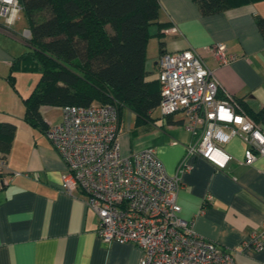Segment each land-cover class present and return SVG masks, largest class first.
Instances as JSON below:
<instances>
[{
    "label": "crops",
    "instance_id": "obj_1",
    "mask_svg": "<svg viewBox=\"0 0 264 264\" xmlns=\"http://www.w3.org/2000/svg\"><path fill=\"white\" fill-rule=\"evenodd\" d=\"M158 3V23L167 25L161 38L164 53L193 49L213 71L221 94L253 110L264 105V37L257 27L258 19H264V0L207 16L192 0ZM16 25L13 34L0 28V122L16 125L3 175L19 174L0 188V264H138L141 251L136 246L99 239L98 218L86 206V196L62 190L65 163L61 156L43 132L23 121L22 100L32 90L26 89L29 93L23 97L8 83L10 65L20 56L15 55ZM151 28L155 33V26ZM155 39L149 40L146 49V60L148 49H157L149 71L145 61L149 80L157 79L159 72V40L156 47ZM213 43H224L236 59L217 66L206 51ZM39 112L46 124L61 122L60 108L42 106ZM183 119L176 114L144 125L136 150L153 149L169 175L175 174L192 141L180 127ZM223 149L233 157L225 170L201 158L190 160L191 170L181 175L183 186L176 196L179 216L192 223L197 235L229 252L235 264H264V249L243 247L264 221V155L244 166L240 162L245 146L238 138Z\"/></svg>",
    "mask_w": 264,
    "mask_h": 264
},
{
    "label": "built area",
    "instance_id": "obj_2",
    "mask_svg": "<svg viewBox=\"0 0 264 264\" xmlns=\"http://www.w3.org/2000/svg\"><path fill=\"white\" fill-rule=\"evenodd\" d=\"M20 17L18 0H0L2 30L13 34ZM20 37L28 40L29 30L23 29ZM206 51L217 66L236 59L224 43H213ZM157 64L161 117L181 114L180 127L192 137L175 174L166 172L151 148L122 153L115 106H64L61 122L48 123L44 133L65 163L62 190L69 195L81 191L98 218L99 239L136 246L138 264H235L229 252L197 235L192 223L179 216L176 196L191 159L225 170L233 157L223 148L234 138L245 146L240 164L251 166L264 155V130L232 96L220 93L213 71L193 49L164 53ZM5 168L0 159V188L19 175H3ZM243 247L264 249V221Z\"/></svg>",
    "mask_w": 264,
    "mask_h": 264
},
{
    "label": "trees",
    "instance_id": "obj_3",
    "mask_svg": "<svg viewBox=\"0 0 264 264\" xmlns=\"http://www.w3.org/2000/svg\"><path fill=\"white\" fill-rule=\"evenodd\" d=\"M192 1L207 16L262 0ZM18 2L30 38L24 41L28 51L10 65L8 83L15 91L14 73H39L32 91L22 100L26 124L45 133L47 124L40 107L92 104L116 107L118 135L124 110L133 115L136 126L156 121L152 114L160 103V85L157 79H148L145 61L152 37L159 40L160 56L164 54L161 38L167 25L158 23V0ZM257 27L264 37V19H258ZM236 101L264 130V105L253 110ZM15 133L13 122H0V159L6 161Z\"/></svg>",
    "mask_w": 264,
    "mask_h": 264
},
{
    "label": "rangeland",
    "instance_id": "obj_4",
    "mask_svg": "<svg viewBox=\"0 0 264 264\" xmlns=\"http://www.w3.org/2000/svg\"><path fill=\"white\" fill-rule=\"evenodd\" d=\"M27 22L21 15L20 20L17 22L16 29H17V34L20 36V32L27 28ZM150 32H152V28H150ZM17 36L15 38V42L19 45H16L17 48V54L15 55H21L22 53L28 51V48L23 45L24 40ZM155 45L158 42V39H155ZM157 47V45H156ZM147 60H146V70H150V68L153 65L154 60L156 59L157 56V49L153 48L152 46L148 49L147 52ZM156 76L154 74L153 78ZM15 90L19 93V95H23V97H26L28 93H26V89L32 90L35 84L37 83L39 79V73L37 72H17L15 74ZM158 78V74H157ZM56 115L58 114V111H55ZM131 116V117H130ZM152 117L156 119V122H161L162 117L159 112V110H156L153 114ZM143 127L144 125L136 126L135 125V119L133 115L127 111H123L121 119H120V125H119V141L121 145V151L123 154H125V149L134 152L138 148L140 149V138L143 136ZM139 143V144H138ZM130 153V152H129Z\"/></svg>",
    "mask_w": 264,
    "mask_h": 264
}]
</instances>
